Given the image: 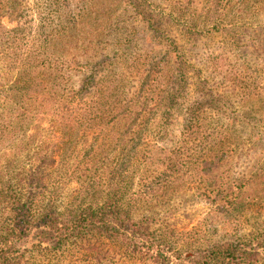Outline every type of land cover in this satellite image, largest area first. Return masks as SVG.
<instances>
[{"label": "trees", "instance_id": "16d2710c", "mask_svg": "<svg viewBox=\"0 0 264 264\" xmlns=\"http://www.w3.org/2000/svg\"><path fill=\"white\" fill-rule=\"evenodd\" d=\"M63 1L56 3L53 25L39 29L26 47L21 21L14 29L1 22L7 13L18 12L22 0H0V264H75L71 258L85 245L89 253L81 255L89 264H107L116 251L147 264L264 263L263 233L251 242L207 248L200 241L182 245L171 233L155 229L149 212L172 182H154L160 171L150 168L155 155L144 151L142 134L151 102L163 92L165 84L158 87V81L172 74L167 87L173 99L185 89L184 62L164 65L159 54L154 62L147 57V63L105 58L92 39L122 22L113 0H84L67 13L70 4ZM205 1L209 31L225 28L227 14L239 4ZM174 9L173 21L185 22L191 32L199 28L195 13L187 17L186 10ZM171 54L169 49L164 57L172 61ZM151 76L157 78L153 83ZM253 94L245 90L242 98L249 102ZM208 105L186 126L184 136L194 146L185 140L176 146L170 157L175 162L164 172L175 167L179 176L183 167L202 165L209 170L221 164L227 146L237 145L226 131L217 137L216 131L201 130L206 120L221 116L212 110L213 102ZM93 136L96 141L90 142ZM216 142L224 146L212 149ZM263 173L247 184L259 185Z\"/></svg>", "mask_w": 264, "mask_h": 264}, {"label": "rangeland", "instance_id": "374dc122", "mask_svg": "<svg viewBox=\"0 0 264 264\" xmlns=\"http://www.w3.org/2000/svg\"><path fill=\"white\" fill-rule=\"evenodd\" d=\"M57 2L22 0L17 6L18 12L7 13L1 22L6 28L14 29L21 21L25 28L23 43L31 46L33 35L53 25L58 17ZM68 2L70 7L65 8V13L85 1ZM113 3L116 6L113 10L122 17V22L118 26L114 24L115 30L110 34L103 29V36L92 39L105 58L132 57L147 63V57L154 62V56L159 54L164 65L183 61L185 67V89L175 99L170 97L167 87L172 74L158 81V87L165 84L163 92L155 103L151 102L152 115L142 134L144 151L150 157L155 155L150 168L152 172L160 171L154 182H172L166 189L167 195L149 212L155 229L171 233L182 245L200 241L198 245L207 248L225 242H251L260 233L264 235V175L258 176L259 185L247 184L251 176L264 172V0H246L245 3L236 0L235 5L242 4L227 14V26L220 31L208 30L207 20L211 14L205 0H122L120 3L113 0ZM176 7L179 11L186 10L187 17L195 13L192 19L200 25L195 32L189 31L185 22L172 20ZM169 49L172 61L164 57ZM159 67H163L162 64ZM150 71L152 74L153 68ZM81 76L78 74L77 79H82ZM155 79L151 76L150 82ZM249 89L254 99L247 102L242 93ZM211 102L212 110L220 112L221 116L206 120L201 130L216 131L217 137L226 131L227 135H233L237 145L231 149L227 146L221 164L209 166V170L202 165L201 168L183 167L179 176L175 167L164 172L175 162L170 157L177 150L176 146L182 145L184 140L190 147L194 146L195 141L184 136L186 126L194 114L205 113ZM90 138V142L96 141V137ZM215 144L212 149L224 146ZM166 151V156L160 157ZM195 160L196 157L193 164ZM74 187L72 185L71 189ZM149 203L143 204L144 210L148 211ZM80 253H89L86 245L81 247ZM115 253L107 264H147L123 251ZM81 254H74L71 262L89 264V258Z\"/></svg>", "mask_w": 264, "mask_h": 264}]
</instances>
